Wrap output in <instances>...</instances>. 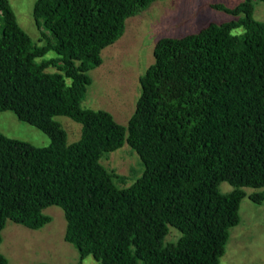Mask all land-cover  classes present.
Segmentation results:
<instances>
[{
  "label": "trees",
  "instance_id": "1",
  "mask_svg": "<svg viewBox=\"0 0 264 264\" xmlns=\"http://www.w3.org/2000/svg\"><path fill=\"white\" fill-rule=\"evenodd\" d=\"M156 1L36 0L33 19L47 33L38 47L0 0V111L50 139L38 148L0 133V242L7 221L37 230L49 222L43 210L58 206L80 261L219 264L239 224L241 188L264 202V21L247 0L214 6L236 19L156 40L124 126L81 107L102 50ZM49 51L57 57L37 63ZM56 116L81 125L78 141L67 144ZM125 143L143 173L120 189L100 159ZM221 182L233 190L220 194ZM170 228L177 237L166 243Z\"/></svg>",
  "mask_w": 264,
  "mask_h": 264
},
{
  "label": "rangeland",
  "instance_id": "2",
  "mask_svg": "<svg viewBox=\"0 0 264 264\" xmlns=\"http://www.w3.org/2000/svg\"><path fill=\"white\" fill-rule=\"evenodd\" d=\"M7 1L17 24L33 44L44 46V34L47 33L44 27L36 26L32 14L36 0ZM244 1L157 0L137 16L128 18L123 35L102 50L101 65L88 71L91 83L81 101V107L104 110L124 126L134 112L141 94L139 78L153 63L156 40L167 36L181 37L195 33L211 22L222 23L236 19L214 6L233 8ZM247 1L252 7L253 18L264 21L262 1ZM239 32L242 30L235 31ZM56 57L53 51H49L37 63ZM46 70L57 72L53 66ZM54 120L65 131L67 144L79 140L80 124L66 116H56ZM0 133L38 148L50 145L46 134L20 121L11 111H0ZM100 163L113 175V182L120 189L131 186L143 173L139 156L126 143L114 152L103 154ZM217 190L220 194H227L233 187L221 182ZM241 190L246 196L240 202L239 224L229 229V240L219 264H264V202L256 204L248 199L254 190ZM43 214L49 218V222L37 230L6 222L1 232L0 254L7 260V264H98L91 255L80 261L77 249L64 240L66 221L60 207H47ZM176 237V231L170 228L165 242L174 241Z\"/></svg>",
  "mask_w": 264,
  "mask_h": 264
}]
</instances>
